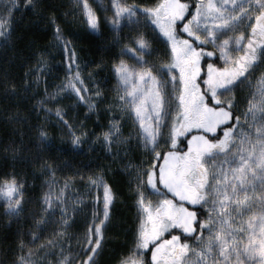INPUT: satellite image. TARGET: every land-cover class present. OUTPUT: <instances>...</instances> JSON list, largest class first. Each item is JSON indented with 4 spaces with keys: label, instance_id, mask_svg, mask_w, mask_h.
<instances>
[{
    "label": "snow or ice",
    "instance_id": "snow-or-ice-1",
    "mask_svg": "<svg viewBox=\"0 0 264 264\" xmlns=\"http://www.w3.org/2000/svg\"><path fill=\"white\" fill-rule=\"evenodd\" d=\"M82 2L88 25L98 31L96 13L87 0ZM17 3L18 0H0L5 8L0 12V44H6L11 35L4 25ZM112 4L110 23L116 32L113 40L121 45L120 55L134 61L129 65L124 59H117L114 70L124 89L118 100L127 105L135 132L124 136L119 120L113 118L106 128L93 134L92 141H99L108 154L118 158L129 176V189L138 212L133 249L141 256L140 250L147 249L151 253L148 264H220L221 259L223 264H229L233 256L235 264H243L241 256L258 257L264 262V73L255 81V87L252 80L264 67V0H196L192 8L185 0H157L149 8L120 4L117 0H112ZM138 14L150 17L156 35L149 38L137 28L122 37L119 32L123 26L139 24ZM209 18L212 27L207 26ZM181 27L187 38L179 31ZM241 27L249 29L247 35L239 31ZM229 32L236 34L228 36ZM54 37L66 58L71 56L68 86L80 101H85L80 94L84 87L80 74L71 71L77 58L71 47L73 42L59 25L54 27ZM159 39L166 45V62L154 58L159 51L154 41ZM193 39L216 48L224 66L217 67L208 60L206 70L202 69L201 57L216 53L194 44ZM233 50L240 54H230ZM46 68L47 62L41 57L32 70L33 83L38 82L40 71ZM28 75L25 72V77ZM245 86L250 89L247 93ZM29 87L25 78L23 88L26 91ZM19 89L20 85L6 73L0 77V93L4 96H17ZM238 90L240 95L236 94ZM60 91L45 89V95L33 107L54 115L57 123L68 129L72 150L84 151L85 146L90 147L85 139L88 132L82 122L72 121L65 108L56 103ZM96 96L103 99L99 91ZM46 101L56 103V107L49 108ZM85 104L90 110L97 108L91 100ZM10 118L26 119L19 112ZM186 132L189 134L184 135ZM205 133L215 135L210 139ZM50 136L45 126L37 125L33 159L41 169L54 175L56 161L41 155L50 149ZM181 137L186 144L176 151ZM161 140L171 150L159 151ZM10 147L13 153L21 151L14 144ZM137 151L139 159L132 155ZM63 163L71 165L69 160ZM88 179L91 186L102 187L103 209L100 215L93 210L92 222L83 234V254L74 264H97L104 229L111 221L110 205L116 195L103 175L97 173ZM63 192V188L59 189L55 199L50 192L41 198V212L47 213L44 224H58L55 234L70 228L73 213L80 211L75 207L70 210ZM0 195L6 201L5 215L19 216L23 208L22 188L15 174L0 180ZM255 202L261 206L258 214L252 212ZM36 224L40 225L39 219ZM32 236L36 237V233ZM31 256L29 249L10 264H42L32 261ZM131 256L130 250L119 264H145L143 258ZM58 264H70L69 256L64 255Z\"/></svg>",
    "mask_w": 264,
    "mask_h": 264
},
{
    "label": "trees",
    "instance_id": "trees-1",
    "mask_svg": "<svg viewBox=\"0 0 264 264\" xmlns=\"http://www.w3.org/2000/svg\"><path fill=\"white\" fill-rule=\"evenodd\" d=\"M76 1L30 0L29 5L15 12L8 29L11 35L6 44H0V77L6 73L20 85L17 96H4L0 93V180L10 174L17 176L21 181L23 204L19 216L9 217L4 212L5 204L0 202V262L7 261L10 264L17 255L27 253L29 249L31 252L50 250L61 242L63 233L55 234L58 224H44L47 213L41 212L40 183L66 182L81 187L89 184L90 176L95 178V174L99 173L106 178L112 169L110 154L99 141L93 142L92 136L104 129L108 119L107 113L114 109L112 103L116 98L117 86L114 63L117 59L125 60L126 56L120 55L121 45L115 44L113 40L115 31L108 20L109 9L106 2L100 7L101 22L98 31L93 33L80 28L76 18ZM185 2L190 8L193 7V0ZM55 25H59L64 35L72 40L71 47L76 50V66H73L71 71L79 72L83 88L94 96L98 91L103 95L97 111L88 110L79 102L74 105L72 101L74 97L68 86L71 79L68 67L72 60L68 61L65 53L56 47ZM141 29L149 38L156 35L150 23ZM131 32L133 31L124 30L122 37ZM154 44L159 49L154 58L166 61L168 53L165 51L163 40H156ZM197 45L216 53L214 48L208 45ZM41 57L46 60L47 68L40 71V79L33 83L32 70ZM208 60L216 66L219 64L217 54L213 58H205L203 67ZM25 72L29 73L27 77ZM25 78L31 84L26 91L23 88ZM58 88L61 91L55 97L56 103L65 108L72 121L76 118L77 122H82L84 130L88 132L85 139L89 140L90 147L85 146L84 151L72 150L68 129L58 124L54 115L46 114L42 108L33 107L35 102L45 95V89L55 92ZM47 103L49 108L56 107V103ZM17 112L26 119H11L10 116ZM37 125L45 126L51 134L50 149L41 155L56 161L54 175L41 169L33 159L36 155ZM214 135H209V138ZM13 144L20 147L21 151L13 153L10 147ZM181 144H186V141L182 140L176 149L181 147ZM167 150H171L169 144H166L162 151ZM65 160L71 161V165L65 166ZM59 216L60 213L56 211V217ZM37 219L40 220L39 226L36 224ZM32 233H36V237H33ZM20 241H23V247H20Z\"/></svg>",
    "mask_w": 264,
    "mask_h": 264
},
{
    "label": "rangeland",
    "instance_id": "rangeland-1",
    "mask_svg": "<svg viewBox=\"0 0 264 264\" xmlns=\"http://www.w3.org/2000/svg\"><path fill=\"white\" fill-rule=\"evenodd\" d=\"M89 6L93 9V11L96 13L98 17V28L100 25V13H101V5L106 2V5L109 9V17L108 20L113 16L114 8L112 4V0H87ZM157 0H117V3L120 4H127V5H137L141 6L142 8H149L152 7ZM196 2V0H193V5ZM30 0H18L16 8L13 9L10 19L5 23L4 27L9 29V26L11 25L10 22L15 15V12L19 11L20 8L29 5ZM4 5L0 4V12L4 11ZM76 18L77 21L80 23V28H83V30L90 31L93 33H96V31H93L90 26L87 23V17L85 14V10L83 8V2L82 0L76 1ZM187 14V13H186ZM185 14V15H186ZM139 24L131 23L129 25L123 26L120 30L119 34L122 36V32L125 31H135L137 28L139 30H142L143 26L150 21V17H146L143 15H139ZM121 23L123 24V18L121 20ZM111 24V23H110ZM112 26V25H111ZM208 27H212L211 18H209ZM113 28V27H112ZM179 31L185 35V37H188L187 33H183L182 27L179 29ZM239 31L245 32L247 35L249 29L247 27H241ZM236 33L229 32L227 33L228 36H232ZM116 35V32H115ZM162 35V34H161ZM203 35V33H201ZM194 40V39H193ZM194 44H202L199 41L195 40L193 41ZM246 43V41H245ZM56 47L60 49L63 54L64 50L59 46V43L56 41ZM208 46L214 48L212 45L208 44ZM232 47V46H230ZM217 54V58L219 61V64L217 67H223L224 61L219 58V52L216 48H214ZM230 54L233 55H239V51H231ZM126 56V55H125ZM205 56L201 57V68L206 70V65L203 67ZM207 58H213L207 57ZM67 60H71L70 54L67 56ZM159 62H166L165 60H161L157 58ZM125 62L129 65H132L134 61L130 56H126ZM155 71V69H154ZM116 73V72H115ZM264 73V67L259 69L254 76L252 77L253 80V86L255 87V81L259 78V76ZM203 74V72H202ZM199 81V77H198ZM116 98L113 100L112 106H114L112 111L107 113V121L104 124L103 128H106L108 125V122L110 119H117L120 122V130L124 136H129L130 133H134L135 129L133 127V117L129 115V112L127 110V105H121L118 96L124 94V89L120 86L117 80V73H116ZM77 87H80L79 84L76 85ZM202 87V86H201ZM203 89V87H202ZM71 90V89H70ZM250 89L245 86L244 92H249ZM73 94L74 99L72 100L74 105L79 103H82L85 107V101L91 100L93 102H96L97 108L99 105H101V101L97 99L96 96L90 93V91L86 90L85 88H81V95L84 96L85 101H80L77 97V95L71 91ZM237 95H240L239 90L236 93ZM87 108V107H86ZM97 108L92 111H97ZM88 109V108H87ZM89 110V109H88ZM243 119V117H242ZM74 122L76 121V118H74ZM225 124H229V122H225ZM74 123V127H75ZM219 130V128H218ZM192 130H189L191 132ZM189 133H184V135H187ZM207 135H213L208 134ZM183 138H178V144L182 142ZM177 144V145H178ZM166 148V144L163 140H161L159 151H162ZM180 148V147H179ZM175 149L176 151H179L178 149ZM134 158L139 159L140 158V151H137L135 153H132ZM218 159H223V157H220ZM111 160V172H109L106 175V178L104 179L112 185L113 190L115 192V201L113 205H110V216L111 221L108 223V226L106 229H104V238L102 240L103 247L100 251V255L97 257V264H119V261L129 256L130 250L132 251V259H141L145 261V264H148V261L150 260L151 253L147 249L140 250V253H142V256L133 249L132 244V236H133V230L135 228L136 222H137V207L134 203V197L132 192L129 189V176L127 172L122 168L121 161L118 158H114L110 155ZM103 175V174H102ZM114 175V178H113ZM121 181V182H120ZM67 185V186H66ZM63 188V199L68 204L70 210L72 207H75L76 209H80V211L74 212L72 215V222L71 227L67 228L62 235V240L59 243L58 246L48 249H41L40 251H33L32 256L30 259L32 261L36 262H42V264H58V261L63 258L64 255L69 256V262L70 264H74L75 260L81 259V256L83 254L84 248H83V234L85 232V229L87 228L88 224L92 222V213L95 209L97 215L102 214L103 204H102V194L103 190L102 187L96 188L91 186L90 184L84 185V186H77L74 183H66V182H49L48 183H40L39 184V195L42 196L46 192H50L53 199L59 194V189ZM260 189L257 188L256 192L259 193ZM171 195V194H170ZM250 198L252 197L251 191L249 192ZM96 199H93V198ZM153 200L156 199V197H151ZM178 199V198H176ZM3 202L6 204V201L4 200L3 196L0 195V202ZM82 201V203H81ZM1 202V203H2ZM261 211V206L258 202L253 203L252 206V212L259 213ZM57 212L59 211V206H57ZM207 215V212H206ZM248 219V214H245L244 220L246 221ZM170 231V230H169ZM167 236V233H165V238ZM239 239V236H238ZM246 242V241H245ZM191 244V242H190ZM153 245H150L152 247ZM215 252V249H214ZM26 254L25 252L22 253V255ZM190 259L192 257H189ZM213 257H209L211 260ZM218 258V257H217ZM241 260L243 264H264L258 257H248L245 258L244 256H241ZM220 264H223V260L221 259ZM229 264H235V257L233 256L231 260L229 261Z\"/></svg>",
    "mask_w": 264,
    "mask_h": 264
},
{
    "label": "flooded vegetation",
    "instance_id": "flooded-vegetation-1",
    "mask_svg": "<svg viewBox=\"0 0 264 264\" xmlns=\"http://www.w3.org/2000/svg\"><path fill=\"white\" fill-rule=\"evenodd\" d=\"M198 79V78H197Z\"/></svg>",
    "mask_w": 264,
    "mask_h": 264
}]
</instances>
